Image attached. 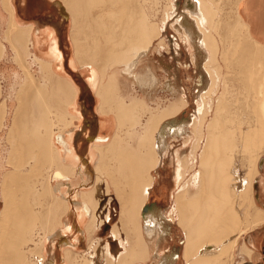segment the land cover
Masks as SVG:
<instances>
[{
	"label": "bare ground",
	"instance_id": "bare-ground-1",
	"mask_svg": "<svg viewBox=\"0 0 264 264\" xmlns=\"http://www.w3.org/2000/svg\"><path fill=\"white\" fill-rule=\"evenodd\" d=\"M139 1L140 0H70L69 6L65 4L63 7L65 9L64 13L65 11H68L70 16L73 17V19L75 20L78 19L81 22L82 27L83 26L85 28L90 27L93 30L92 32H94L96 36H98L101 33L104 34L103 37H100V36L95 37L94 50H93V54L91 55V59H93V61L91 60L92 62L88 61L87 63H81L84 69L86 68L88 69V72H89V75L91 76L92 81L94 80L93 84L94 83L96 84L94 85L97 87V90H98L97 95L100 94V96L104 98L103 102L104 101L105 102L102 103L101 112L103 113L106 112L104 111V109L106 108L103 107L105 103H108V104L110 102L113 103V101H110V97L112 98L116 93L114 92L113 86H115L116 91H118L117 85L119 84L118 82L121 76H124L126 78L128 77L131 80L133 79V81L136 83V80H134V78L136 77L134 75L136 74L135 72L132 71L133 69L137 71H147V72L149 71L148 76H150V74L151 75L153 74V70H154V67H153L154 63L152 61L154 60L153 52L154 50L156 51V53L157 51H159L156 49L153 50L154 41L159 36V34L160 35L162 34V32L164 31V28L167 25V22L171 18L175 20L169 23L170 24L169 27L172 26L175 30L173 37L175 41V50H176L177 56L180 57L184 54V50L181 45L183 43L186 50H188V54L191 60L190 62L195 67H197L196 70L198 69L204 70L205 78L209 79V82H205L203 83V85L197 86V91L195 92V95L198 94L199 96L196 99V105L194 106L195 111L193 114L192 122L186 119L184 122L182 121L175 122L171 118L176 115L177 116L180 115L182 113L181 111H183L184 108L187 106V102L189 103L188 101L189 98L185 94V88L183 84H181L178 78L181 77L182 81L184 82H191V81L190 79L187 78L188 73H186L182 69L181 70L179 69L180 75H178L176 73L177 72L176 68H174L175 71L174 72L172 71V74L174 75L172 84L173 86H175V89H177L180 93L183 94V96L181 97L182 99H180L182 100V102L181 103L178 102L182 104L183 107L182 106L177 107L178 105H175V107L173 106L174 108L171 107V108L160 110L159 114L152 113L154 116H152L151 114L147 122V127L143 130L142 137L139 139V141L141 140L139 145L141 144L142 147L141 145L140 146L138 145V148H137L139 149V147H141L143 149L142 155L139 152H135V150L133 152L135 153V155L131 154L133 149L131 148L132 151L131 150L129 151L128 148L130 146L127 148V147H124L123 145L124 147L123 148L122 145L120 146V143L118 144L119 141L117 139L113 138L114 140H109V137H108L109 135L107 136L106 134L98 133L97 135L90 136V140L95 144V147L98 151V155L100 159H102V157L107 158L109 156L111 157L115 156L113 160H115L117 163V165L115 166V169L117 168V171H116L117 174L114 175L115 172L112 170L109 171V174H110V177L113 179L112 181L113 185L116 187V193L118 194L120 201L122 202V208H121L122 212H121V217H120V223L116 227L114 226L112 235L114 236L116 240L120 241L121 245L123 244V250L119 253H117L119 250L116 253L112 252V245L108 241H106V243L102 246V252L104 251L105 254L110 255L111 257L110 264H114V262L115 264H132L128 259L140 260L143 258L145 254H147L146 252L148 248H147L146 241L147 242L152 241L154 237L156 238L166 237L168 239V235H170V232H172L173 227L175 226V222H176L183 229L184 234H185V239L183 243L184 264H223V263H226L225 261H222L223 256L226 255L227 257V255H230L231 257L232 248H234L233 246L235 245V242L238 236L235 237L234 239L232 237V240L229 239V241H227L228 240L227 238L231 236L232 233H235V231L237 233V230H238L237 234L238 235L241 234L242 231L241 233H239V231L241 230L242 225H243V219L240 218V215L238 214L239 217L236 216V213H235L236 207L233 208L232 204H230L231 200L233 199L231 198V196L234 194L237 195L238 193V196L242 198L243 200L245 198L247 200V197L249 196L253 197L252 196L253 183H254V178L258 171V167H257L258 156L255 155V153L256 154L259 153L258 150L259 148L263 146V142H264V122H263L264 121L263 119L264 118L263 116L264 115L263 113L264 112V54L263 52H261V50L252 51L251 49H249L246 46L248 43L245 44V42L248 40H246L245 42H240L239 39H236L237 36L238 38H240L239 33H237L236 35V30L240 28L241 24L244 26L243 27L244 29H247V26L245 25V23H243L238 13V7H239L240 0H238L236 3L234 2L235 3L234 7L238 15L237 18H239V21L236 19L238 21L236 23L228 22L232 20L228 18L229 16L227 18L222 17L223 16L222 14L224 13L223 10L224 9L226 10V8H223L220 5L222 0L220 2H218L217 0H191L192 6L190 8L185 7L184 13H181V14L177 13V8L175 7L176 5L173 0V3L171 2L172 4L169 5L170 7L163 21V25L161 26L160 25L157 26V24H155L151 20V18L147 16V13L143 9V6L140 5L141 2L139 3ZM91 2L93 5L97 4L95 7H92V8H97V7L102 6L100 13H98L99 14L98 16H101L102 18L100 19L102 20L101 21H87V23L84 24L83 20L90 16L88 5H90ZM228 2L230 4L232 3L231 0L230 1L228 0ZM117 7H119L118 11L116 9ZM231 7L229 11H231ZM112 9H115V10H112ZM231 12H235V11H231ZM69 14L67 15L69 16ZM64 15H66V13ZM111 16L115 17V19H117L121 23L122 27L124 28L123 45L125 44L130 45V47L126 46L127 48L124 49L123 51L121 50L123 45L121 44V42L118 41V39H116L118 36V29H117L118 25L117 24L113 25L112 22L107 23V20ZM191 19L194 22V25H195L194 30L196 29V34H192L191 30L193 29V27L190 28V26L188 25V24L191 25V23H189ZM245 37L244 38L242 37V38L245 39ZM247 37L250 38L249 35ZM220 42L222 44L221 51H222L223 61L225 62V66L232 68L230 69V71H233V74H234L233 79H229V74L226 76L228 77L229 81L232 80L233 85L234 84L237 85L236 86L238 88V89L236 88V91L238 90L237 92L238 95L236 97L237 100L240 97V101H241L242 95H244L245 97L243 99H245L244 100L245 102L242 100L244 105L243 106L241 105V106L243 108L245 107L247 110L250 109V108H247L248 106H251V108L254 107L255 111L258 112V114L260 113V116L263 117L262 119H260L261 118L260 116L259 118L256 117L257 123L259 120L261 121V122L259 121L260 124L259 123L257 124L259 125V127L256 125L258 128H254L255 124L253 126L254 129L251 127L253 122L251 123V125L248 124V122L250 123L251 118L249 119V121H247L248 118L246 119L245 116H247L248 114L245 116H243L244 115L243 113H242L243 115L240 114L238 110L239 109L238 108L239 105H238L237 110H238V113L241 115V119H242V116L243 118L245 117L244 119L245 123L247 121V125H249L251 129L253 130L242 129L241 126L244 125L245 123L243 122L244 123L243 124L241 122L242 124H239L240 121L237 120L239 115L237 116L235 120H233L234 119L233 116L236 117L237 115V114L234 115V113H236L237 111L235 110L232 113V111L229 110L230 101L224 100V97L226 98V95H227L226 91H228L227 90L228 88H226L227 85H224L225 83L224 79L226 76L224 75V72H221L219 69V67L221 68L220 66L221 63H218V61L216 60L217 59L216 55L218 54V51H220V46H219ZM52 46L54 47V45ZM100 47H107V49L100 51L99 50ZM51 49L54 52L57 51V49L55 48H51ZM203 51H205L207 55L205 58H203L201 55L203 54ZM59 53L56 52L57 55ZM99 59L103 60L104 68L105 66L107 67L114 66L113 68L119 67V70H117L114 73H110V74L105 73L103 69H101V71L98 70L97 60ZM114 61H117L118 64H115V65L112 64ZM91 65H95V67L89 68V66ZM254 65L256 66V69H257L255 72L256 74H254L251 71V67ZM50 68L48 66H45L42 69L44 71L42 74L46 75V77L47 75H51L53 71ZM22 69L24 71L23 72L24 77H30L33 75L32 72L27 70V68H22ZM252 69H255V68L252 67ZM53 70L55 72V68ZM62 71L63 69L61 70V72ZM77 71L79 75H84L82 70L78 69ZM107 71L108 69H106V72ZM107 78H108V82L104 84L103 82ZM150 78H152V76H150ZM148 82H150L148 86H150V90H152V80H148ZM90 83L92 82L90 81L89 85H91ZM113 83L115 85H113ZM43 84L44 83H42V85ZM95 86H94V89L96 88ZM148 86L144 84L142 88H148ZM228 87H231V86H228ZM36 96H34L33 98H35ZM24 97L26 96L24 95ZM250 98H252L253 101ZM146 99L149 100V98H146ZM46 100L48 102V99ZM190 100H192V97H190ZM250 100L251 102H253L252 104ZM32 101L31 102L29 101V103L32 104L33 103ZM148 102H146L145 100L141 105H143V107L146 105L148 109V106H149ZM116 103L117 105L116 104H114V106L111 105L109 109H106L107 112L109 110H113L117 112L116 114L118 116L119 115L118 113L121 110L129 109L127 107L125 108L124 105H122L123 103L121 101L119 102L116 101ZM137 103L140 104L139 100L137 101ZM235 103H238V102L236 101ZM133 104H131L130 106H133ZM48 106L50 105L48 104ZM6 108L7 107H5L4 104L1 105L0 107V122H2L5 118V115L7 112ZM21 108H19V110L17 109V111L20 112ZM243 108H241L240 111H242ZM150 110L152 109L150 108ZM257 110H260L263 112L261 113L260 111H257ZM48 111H51V110H48ZM156 111H158L157 108H156ZM244 113L246 114L245 109H244ZM19 114H22V112ZM26 114L27 113H25V115ZM125 114H126V118H127V115H130V117L134 116L135 118V115H133V113H131L133 116H131V114H128L126 111H125ZM250 114H252V117L254 118L253 113L251 112ZM17 115H18V112L16 116ZM25 117L24 119H26ZM121 117H122V114L118 116V119H120V121L122 120ZM123 117H125V115H123ZM125 119L123 118L122 122L118 121L121 123L120 124L121 127H119L118 125L120 129L122 128V125L125 126L124 125ZM230 120L232 122H236V121L239 122V123L236 122L234 124L235 125L239 124L240 127L238 128V126H236L238 129L234 128V126L232 127V123H231V126H228L227 124L228 122H230ZM102 122L103 120L100 118L101 127L104 124ZM131 125L133 126L134 124L131 123ZM16 126H15V129H17ZM193 126H194V132L196 133L198 138H197V144L193 150L194 152L191 151L193 152V154H191L192 156L190 160L191 164L189 163L190 165H192V169L194 171L193 175L191 176V181L190 182L186 181L187 171L184 167V161L181 162L180 159L178 158V160H176L178 161V163L176 164V169L174 168V178H175V183H176V191L173 196L174 204L172 207L169 208L168 211L161 212L162 215L156 214L157 213L156 203L146 202L147 198L151 196L150 194H152L153 192L152 190L156 187V183H157V188H158V178L152 175V171L156 170L157 167L162 166L166 156L169 154L170 152L169 151L170 146L168 145L169 138L175 137V136L182 137L183 135L189 136L190 135L189 132H192ZM249 126H247V128ZM43 128H44V125H43ZM236 130L239 131L240 139L243 140L242 151L244 150L246 155L249 154L246 160L247 165H246V171H245L244 176H239L240 175L238 174L239 166L237 168L236 162L233 163V160L237 158L235 159L234 157L232 158L233 156L232 154L236 152L235 149L236 148L238 149L237 145L239 141L237 140L238 138L236 136L237 134L236 132L238 131ZM10 138H9V141H10ZM61 138L63 137L61 136ZM54 140H56V144H58V142H60L59 144H62L61 145L62 147L61 146L60 147L61 149L63 148L64 157H65V153H68L70 155V152H69L70 144L67 141V139H64V141L62 142V139L60 140V136H56ZM10 143L11 145L16 144V142L15 143L10 142ZM241 143L242 141L240 142V145H239L240 147H241ZM38 146H40L41 148L37 146H34L37 148H33L32 146H30L29 148H27V146L26 147H22V146L19 147L15 145L10 146L8 149V154L6 156L7 158L5 160V164L0 163V199L3 202V208L0 212V264H15L16 262H18L16 261L15 263H13L12 259H14V256H15V255L13 256V254L14 253L19 254L21 252L20 251L21 244L23 245L24 242L26 243V241H28L27 238H24L25 229H27V225H29L28 222H30L31 224L30 219H33V216H35L34 214H37V213H34V210H32L28 206V203L32 202V201H29L30 200L29 198H27V196L29 195L33 194L35 196L38 195L41 197L49 196V199L50 197H54L55 200L58 198V201H54L53 205L51 206L48 205L47 203L48 205L47 207L50 206L51 209L54 207L58 209L64 208V216L66 220H64L65 227L63 229L65 228L70 229L69 232H71V228H73L72 227L73 224L75 225V227H77L76 223H84L87 217H90V215L92 214L91 213L92 209H94L92 220L99 221V219H97L98 216L95 211L97 207L99 206L100 199L97 200V198L95 197V188L93 190L90 189L91 191L89 192L88 190L86 191L85 189L81 191L82 195L86 194L88 196L90 202H87L85 199L79 200L78 196L76 195V191H75V194L73 195H70V194L67 195V192H66L67 190L62 191V193L59 194L58 192L60 191V188H62L63 186H66L64 188H68L67 185L68 184L71 185V183L68 181L69 183H65L62 186H61V183L63 182L61 183L58 182L59 184L57 183L54 184V182L52 183V180H54V178L58 180V178L61 177V176L60 177L56 176L55 173H51V175L48 174V177L47 175L44 177V178H47V180L46 182L41 181L42 183H41L40 189L36 188L37 186L35 182L33 185L36 187L33 188L30 185L31 178H32L30 172L33 170V165L30 167V169L27 170V165H25L24 163L28 164L30 163V161L27 162L28 158L27 159H24V158L28 156L32 158L30 160H35V159L38 160V156L40 155L44 156V154L46 153L45 157L47 158L49 156L50 158L48 157L47 159L52 161L53 159H55L54 156L56 155V153H58V150H60L57 147L51 148L52 145L49 147H44V148H42L43 145H38ZM47 146H48V143H47ZM106 146L108 147L107 152H104L103 148H105ZM39 153L40 155H38ZM137 153L141 155V158L137 156ZM238 153L239 152H237V154ZM2 154L3 153H1L0 151V162L3 157ZM242 155L244 154H241V156ZM136 157L139 158L140 160L143 159L145 163L146 167L143 168V173H140L141 171L139 172V169L135 166V165H138L137 162H139ZM47 159H43V160L44 162L46 160V163L47 162L49 163V160ZM76 160H78V158H76ZM147 161H149L148 165H146ZM52 162L55 166L56 165L55 160ZM52 162L49 164H51L52 167H54ZM21 163H23V165ZM81 168L83 169V165L81 166ZM100 168L98 169V171L100 170ZM65 171H66L65 173L68 172L67 174L69 175V173L70 174L73 173L74 170L71 166H69V167H65ZM128 171H131V173L132 171H135V173L139 172L140 175L144 177L141 178V176H139L142 181L141 182L142 186L140 185L141 186L140 188L139 186H137L139 189H136L137 188L136 184L135 185L131 184L130 186V184L127 183V185H129L128 187H130V188L127 187V189H130V190L128 192V197L123 199L122 193L123 194H126V193L124 192V189H123L124 185H122L123 183L119 179L121 178V176L118 178L117 175L124 174V173L126 174V172ZM60 173L61 172L59 170V174ZM135 173H133L134 176H135ZM67 174H64V177ZM61 175L63 177L62 173ZM97 176H98L97 179L99 183L100 174L98 173ZM127 176L129 177V174H127L126 177L124 178L127 179ZM132 177L130 179L134 180V178ZM159 179H160V176H159ZM118 180H119V183H122L121 187L117 186ZM131 180L128 182L132 183ZM134 182L135 181H133V183ZM239 182L241 183L242 187H240ZM136 183L138 185L137 181ZM82 186L84 187L85 185L82 184ZM107 190L110 191L109 188ZM137 190L139 192H137ZM99 194L101 196V193ZM159 194L161 195L163 193L160 191L158 195ZM235 195L233 197H235ZM250 198H248V200ZM138 199H140V205L136 204ZM36 201H37V198H36ZM232 201H233V204H235L234 202L235 200H232ZM55 202H57L58 204H56ZM144 203L146 204L144 205L143 210H141ZM136 206H138V208H136ZM168 213L174 215L172 220L168 219V216H167ZM259 213L262 214V212H259ZM255 214L257 215L256 218L253 216L254 217V219H252L253 221H251V224L250 222H248L250 225L248 224V228L247 226L246 228L243 227L244 230L252 228L253 226L259 224L261 220H263L262 215L264 216V214L262 215L258 213H255ZM111 218H112L111 213L109 212L106 215V219L104 221L106 222L107 220L111 222L110 221ZM165 218L169 223L171 222L172 224L170 225L167 224V222L165 221ZM96 222H94L95 225H96ZM96 227H98V225ZM121 228H122V231L120 230ZM127 229L131 231L130 235H128L129 231H127ZM66 232L67 231H64L62 233L63 235H61L60 238H58V240H56L55 242H51V243L45 242V243L40 244L43 250H45L46 255L50 253V250H52L53 254L55 255V260L49 261L48 264H69L68 263L69 262L68 258L70 256L69 252L74 247H77V244L75 243L77 239L75 238V240H72L71 236L67 235L68 233L66 234L67 236L64 234ZM80 234H82V232H80ZM109 238H111V236ZM129 239H132L134 243H131L130 246H127ZM58 252L64 253L66 255V258L68 259V262L63 256H61V259L57 257V255L59 254ZM19 257L23 259V254H22V257L21 255H19ZM20 258H17V259H20ZM90 260H89V263H90ZM175 262H176V256L172 254L171 256L163 255L162 260H161V264H174Z\"/></svg>",
	"mask_w": 264,
	"mask_h": 264
},
{
	"label": "crops",
	"instance_id": "crops-1",
	"mask_svg": "<svg viewBox=\"0 0 264 264\" xmlns=\"http://www.w3.org/2000/svg\"><path fill=\"white\" fill-rule=\"evenodd\" d=\"M69 3L70 1L65 2L64 0H0V49H1L0 50L1 51L0 52V107L3 104L5 107H7L5 118L2 122H0V131L2 130V125H3V128L6 131L4 138H5V141L9 143V147L15 145L19 147L27 146V148H29L30 146H32L33 148H37V147H40L38 145H43L42 148H44V147H49L52 145L51 148H54V147L59 148L60 150H58V153H56V155L54 156L55 159H53L52 161L55 160L56 162V163L54 162L56 165L54 166L53 173H55L56 176L58 177L61 176V177L58 178V180L54 178L52 182H54V184L56 183L59 184L58 182L60 183L63 182L61 183V186L64 185L65 183L70 182L71 185L68 184L67 185L68 188H64L66 186H63L62 188H60V191L58 193L61 194L62 191L67 190L66 191L67 195L69 194L73 195L75 194V191H76V195L78 196V199L81 200V196H83L81 193L82 188H84L86 191L88 190V192L94 189V185L90 184L91 182L90 179L92 177L91 168L94 166V168L96 169V173H98V169L101 166L100 162H102V159H100L98 155V151L95 147V144L90 140V136L97 135L98 133H103V134H106L107 136L109 135L108 136L109 140H114V139L118 140L119 133H120L119 127H121L120 122H122L123 118L124 119L126 118L125 111L128 114L133 113V115H135V118L131 114V116L133 117L130 118L131 119L130 123L134 124L135 126L131 125L132 127L130 126L131 128L129 131H130L131 138L134 136L135 144L128 143L129 145L127 146V148L130 146L128 148L129 151L130 150L132 151L133 149L131 153L133 155H135V153H133L134 150L135 152H139L142 155L143 149L141 148L142 147L141 144H140L141 147L137 149L141 141V140L139 141V139L142 137L143 130L148 122V119L150 118V115L152 113L159 114L160 109H158L157 107H154L153 105L150 107V105L148 104L149 105L148 109L150 112L146 114L148 118L144 126V119H143L144 112L140 108H137V107L140 106L145 100L147 102L148 99L146 98L154 99V95L159 93V90L157 89L158 87V83H157L158 81H157L153 83L154 88L152 89L151 95L149 96L145 95L144 89L142 88L143 86L142 76H136L134 78V80H136V83L133 81V79L132 80L127 79L131 81V84L133 85L135 91H137L138 88L141 90V92L137 91L138 92L137 95L134 93L125 92V90L121 91L122 87H120L121 82L119 81L120 91L117 92L112 98L110 97V101H113V103L111 102L109 104L105 103L103 107L106 109H109L111 105L113 106L114 104L117 105L116 101L118 102L121 101L123 103L121 104L124 105L125 108L127 107L129 109L127 110L123 107L125 110H121L118 113L119 114L118 116L122 114L121 121L120 119H118V116L116 114L117 112L113 110H109L107 112V110L104 109V111L106 112L104 113L101 112L102 103H104L103 102L104 98L101 97L100 94L97 95L98 90H97V87L95 86L96 84L95 83H94L95 85L93 84L94 80L92 81L91 76L89 74L87 75L86 73V75H79L77 71L80 67H82V64L80 62L79 55L77 53V47H76L77 45L74 41V33H75L74 20H73V17L70 16L68 11H65L66 15H64L65 9L63 8L65 4H68L67 6H69ZM240 6H241L242 14L240 13ZM238 13L243 23H245V25L247 26V31L251 38V41L254 42V44H249V49H251L252 51L261 50V52H263L264 54V0H240L239 7H238ZM67 14H69V16ZM52 45H54V47ZM51 48L57 49L56 52L58 53L60 52L59 53L60 56L59 54L57 55L56 52H54ZM45 66H48L49 68L51 67L50 69H52L53 72H54L53 69L55 68V72L54 73L52 72L51 75L46 77V75L42 74L44 72L42 69ZM90 67H95V65H91L89 66V68ZM182 67L184 71L191 70V68L187 69L186 66L182 65ZM22 68H27V70L32 72L33 75L30 77H24L23 75L24 71ZM34 68H37V69L35 70ZM16 69H19L20 72H17ZM62 69L63 71L61 72ZM178 71L176 73L180 75V71L179 73ZM80 76H84V77L86 76L85 80L82 81L85 83L84 86H83V83L81 82ZM53 77H56L57 79L53 80ZM90 81L92 82L90 83L91 85H89ZM51 82H53V85H51ZM104 82L106 83L107 79H105ZM42 83L44 84L42 85ZM181 84H183L185 88V94L189 98L188 100L189 103L187 102V106L184 108V110H187V107H189L192 104V101L190 100L192 92L191 93L189 92L191 90L192 83L182 81ZM93 85L96 87L95 89ZM37 91L39 94L37 93ZM24 95L26 97H24ZM34 96L36 97L33 98ZM93 96L94 98H96V100L99 101L96 107L89 106L88 104H85L86 102L82 101L83 97H85L86 99H93ZM179 96L172 94L171 100H169V103L163 109H166V107H169V106L175 107V105H178L177 107L182 106V104H180L182 102V100L180 99L182 98L181 96L180 97ZM46 99H48V102L50 100L58 99L61 105L59 103H58L59 105L57 106L52 105L50 102L48 103ZM196 99L197 98L195 97L193 103H195ZM138 100L140 104L137 103ZM29 101L30 102L32 101L33 103L31 104L29 103ZM48 104L50 106H48ZM131 104L135 106L134 107L130 106ZM158 105L159 104H157L156 106ZM19 108H21L20 112L17 111V109L19 110ZM150 108L152 110H150ZM156 108L158 109L159 112L156 111ZM241 108L243 107H240L238 110L240 114L242 113L244 114V115L242 114L243 116L247 114H248L247 116H252V114H250L251 112L253 113V116H258V117L260 116V113L258 114V112L255 111L254 107L251 108L249 106L247 107V108H250L248 110L244 107L242 110L243 112L240 111ZM244 109H245L246 114L244 113ZM15 110L18 112L19 116L18 115L16 116L17 112ZM48 110H51V111H48ZM260 110H257V111H260ZM194 111H195V107H194ZM21 112L22 114H19ZM24 112L27 114L25 115ZM260 112L262 113L263 111H260ZM239 113L236 112L234 114L240 115ZM153 114L152 116H154ZM56 115L63 116L62 118H63L64 123H63V127H61L60 130H57L56 126H53V124L57 125L55 123V119L53 118V117H56ZM123 115H125V117H123ZM128 116L129 115H127V117ZM24 117L26 119H24ZM100 118L103 120L102 123H104L102 127L100 123ZM126 119L124 121L126 125H129V123L126 122ZM92 120H94V123L92 122ZM76 122H79V123H76ZM43 125H44V128H43ZM15 126L17 127V129H15ZM24 129L26 130V132ZM243 129L246 130V128H243ZM56 136H60V140L62 139V142L64 141V139H67V141L70 144L69 145L70 155L68 153H65V157L63 156L64 151H63V148L61 149L62 144H59L60 142L56 144V140H54ZM61 136L63 138H61ZM9 138H10V141H9ZM10 142H13V143L16 142V144L11 145ZM47 143H48V146H47ZM34 146H37V147H34ZM262 148H264V142H263ZM139 153H137V156L141 158V155ZM58 154L61 156H59ZM38 155H40V153ZM45 156H46V153L44 154V156L43 155L38 156L42 158V159L39 158L38 159L39 161L37 159L35 160L27 159V162L30 161V163H35V162L43 163L44 162L43 159H47L49 157L48 156L46 158ZM76 158H78V160H76ZM137 159L139 162H137L138 165H135V166L139 169V172L141 171L140 173H143V168L146 167L145 163L143 159L141 160L139 158ZM260 159L261 161L258 164V171L254 178L253 190H252V196L254 198L253 200L255 204V209L252 214V219H254V217L256 218L257 215L255 213L260 214L259 212H262V214H264V152L262 153ZM52 161L49 160V163H51ZM148 162L149 161H147L146 165H148ZM96 163L98 164V166ZM81 164L83 165V169L81 168L82 166ZM69 166H71L74 171L73 173L71 174L69 173L68 175L67 174L68 172L65 173L66 172L65 167H69ZM59 170L63 174V177L61 173L59 174ZM112 171L116 173L117 168L115 169V166H114ZM139 172L135 173V171H132L131 173V171H128L126 172V174L124 173L118 176V178L120 176L121 178L123 177L122 179L121 178L119 179L123 183L121 184L124 185L123 189H124V192L127 193L125 194L126 196H128V192L130 190V189H127V187L129 186L127 185V183H129L130 186L131 184L132 185L136 184V187L139 186V188L142 186L141 178H143L144 176L140 175ZM133 173H135V176L133 175ZM64 174H67V175L64 177ZM127 174H129V177L127 176V179H126L124 177H126ZM131 174L133 177L131 176ZM77 176L81 179V181L76 183ZM139 176H141V178ZM131 177L134 178V180L133 179L131 180L130 179ZM128 179H130L132 183L128 182L130 181ZM133 181L135 182L133 183ZM136 181L138 182V185ZM82 184H84L85 186L83 187ZM139 188L137 187L136 189H139ZM137 192L139 191L137 190ZM56 201H58V198L56 199ZM56 204L58 203L56 202ZM136 204L140 205V199H138ZM145 204L146 203L143 204L141 210H143V207ZM54 208L52 209L50 208V210L46 209L45 212L40 210L39 216L42 215L43 217H45V220H47L46 222H48V224L50 225V230L49 232L45 231L44 234L41 231H38L36 235H31L32 238L31 237L29 238H31L35 243L42 244L45 242L47 243L55 242L56 240H58V238H60L61 235H63L62 233L64 231H67L66 233H64L65 235L68 233L67 235L71 237L77 231L78 233L74 236L73 240H75V237L76 238L78 237V239H80L79 241V246H80L82 245L81 240L82 238L85 237V232L87 230L89 231L90 225L91 226L93 225L94 231H97L98 229L102 228L103 223L105 222L104 221L105 219L102 220L101 218H98L99 221L95 219L97 222L92 220L93 213H94V209H92V212H91L92 214L90 215V217H87L84 223H76L77 225L76 228H75V225L73 224L72 226L73 228H71V232H69L70 229H67V228L63 229L65 227V221H64L66 220L65 216L64 218H62V220H60V217H61L60 210L63 208L61 209H58V208L54 209ZM136 208H138V206H136ZM156 208H158V206H156ZM262 218L263 220H261L259 224L253 226L252 228L248 229L246 233H243L241 236L237 237L235 245L233 246L234 248H232L233 264H264V216L263 215H262ZM94 222H96V225ZM112 222L113 221L110 222L111 238H108L106 241H108L111 245L114 244V242L115 243L117 242L116 245L120 246V241L116 240L114 236L112 235L114 226L116 227L117 225H119V223L117 222L112 223ZM97 225L98 227H96ZM80 232H82V234H80ZM29 243L31 242L29 241ZM64 257L67 260L66 256ZM91 257L92 258L90 259L92 260V262L89 259L90 260L89 264H101L102 261H104V264H105V261H106V264H109V262H111L110 260L111 257L110 255H107V254H105L104 257L99 256L97 254L91 255Z\"/></svg>",
	"mask_w": 264,
	"mask_h": 264
},
{
	"label": "rangeland",
	"instance_id": "rangeland-1",
	"mask_svg": "<svg viewBox=\"0 0 264 264\" xmlns=\"http://www.w3.org/2000/svg\"><path fill=\"white\" fill-rule=\"evenodd\" d=\"M64 1L66 2V1H70V0H64ZM217 1L220 2L221 0H217ZM223 1H224V3H223ZM231 1H232L231 4L228 2V0H226V1L222 0L221 1L220 5L223 8H226V10L225 9L223 10L224 13L222 14L223 15L222 17L227 18L229 16L228 18L230 20L231 19L232 20L228 21V22L236 23V22L239 21V18H237L238 15L236 13L234 5H235V3L238 0H231ZM140 2H141L140 5L143 6V9L147 13V16H149L151 18V20L155 24H157V26L158 25L161 26V25H163V21L165 19L167 11H168V9L170 7L169 5H171L173 3V0H140L139 3ZM174 2H175V5H176L175 7L177 8V13H179V14L184 13L185 7L186 8H190L192 6L191 0H176V1L174 0ZM96 5L95 4L93 5L92 2L90 3V5H88L89 6V14H90V16L83 20L84 24H86L87 21H101L102 20V19H100L102 17L98 16L99 15L98 13H100V10L102 9V6L101 7H97V8H92V7H95ZM230 7H231V11H235V12L229 11ZM116 9L118 11L119 7H117ZM112 10H115V9H112ZM230 12H231V14H230ZM233 13H235V14H233ZM240 13L242 14L241 6H240ZM73 20H74V28H75L74 41H75V43L77 45L76 46L77 47V53L79 55L80 62L81 63H87L88 61L92 62L93 59H91V55L93 54V50H94L95 37H99V36L103 37L104 34L101 33L98 36H96V34L94 32H92L93 30L90 27H87V28H85L84 26L82 27L81 26V22L78 19H76V20L73 19ZM116 20L117 19H115V17L111 16L107 20V23H109V22L111 23L112 22L113 25L114 24L118 25V28H117L118 29V36H117L116 39H118V41L121 42V44L123 45V43H124V28L122 27L121 23L118 20L117 21ZM173 21H175V20H173V18L169 19V21L167 22V25L164 28V31L162 32V34L161 35L159 34V36L154 41L153 50L154 49L159 50V51H157V53L158 52L159 53L157 55L155 50H154L155 53L153 52L154 60H152V61H153V63L155 65L153 64V67H154L153 74L152 75L150 74V76H152V78H150V76H148L149 71L148 72L147 71H138L137 72V70H135V69H133L132 71L135 72V74H136L134 76H142V78H143V86H144V84H146V86H148V84H150V82H148V80H152V89H153L154 88L153 83L158 81L157 82L158 83L157 89L159 90V93L154 95V99H149V102H148V100H147V102L150 105V107L153 105L154 107H157L158 109L161 110L169 103V100H171V98H172V94L173 95H178L179 94L181 97L183 96V94L180 93L177 89H175V86H173V84H172V81H173V78H174V75L172 74V71L173 72L175 71L174 68H176L177 71L179 69L183 70L182 65L186 66L187 69L191 68L190 71H185V72L188 73L187 74V78L190 79V81H191L189 83H192L191 90L189 92L190 93L192 92V95H191L192 100L191 101H192V104H194V105L191 104L187 108V110L182 111V113L180 115H178V116L176 115V116L172 117L171 119H173L175 122H179V121L184 122L185 119L189 120L190 122H192L193 113H194V106L196 105V101H195V103H193V101H194L195 97L198 98V96H199L198 94L195 95V92L197 91V86H201V85H203V83L209 82V79L205 78V72H204V70L202 68H200L202 70L198 69L199 70L198 71V70H196L197 67H195L190 62L191 60H190V57H189V54H188V50H186V48L183 45V43L181 45L183 47L184 54L182 56H180V57L177 56L176 50H175V41H174V37H173V34L175 33V30H174V28L172 26L169 27L170 26L169 23H171ZM189 23H191V25L188 24L190 26V28L193 27V29L191 30L192 34H196V29L194 30L195 25H194L193 20L191 19L189 21ZM243 27L244 26L241 24L240 28H238L236 30V35H237V33H239V35H240L239 36L240 38H238V36H237L236 39H239L240 42H245L246 40H248V41L245 42V44L248 43L246 46L249 48V44H254V42L251 41V38L247 37L249 34L247 32V29H244ZM119 29H121V30H119ZM240 29L243 30V31H241ZM242 37L243 38L245 37V39H243ZM219 44H220L219 45L220 46V51H218V54L216 55V58H217L216 60L218 61V63H221V65H220L221 68L219 67V69H220L221 72H224L225 76L229 74V79H233V75H234L233 71H230V69H232V68H229V67L225 66V62L223 61L222 51H221L222 44H221V42ZM126 46L130 47V45L125 44V45H123L121 50L123 51L124 49H126L127 48ZM106 49H107V47H100L99 48L100 51L106 50ZM87 52H88V54H87ZM201 55H202L203 58H205L207 56L205 51H203V54H201ZM24 58H25V56H24ZM179 60H180V62H179ZM177 61H178V63H177ZM112 64L115 65V64H118V62L114 61ZM122 64H124V63H122ZM97 65H98V67H97L98 70L101 71V69H103V71L105 73H108V74L114 73L117 70H119V67L113 68L114 66L111 67V66H109V64H108L109 67L105 66V68H104L103 67V65H104L103 64V60H101V59L97 60ZM175 65L178 66V67H176ZM252 67H254L255 69H252ZM252 67H251V71L254 74H256L255 73L256 70H257L256 66L254 65ZM34 69L36 70L37 68H34ZM79 69L83 71L84 75H86V73H87V75L89 74L87 68L84 69L83 66H82ZM106 69H108L107 72H106ZM16 71L20 72L19 69H16ZM197 71H198V73H197ZM229 71H230V73H229ZM225 73H227V74H225ZM231 74H232V76H231ZM47 76H49V75H47ZM80 77H81V82L84 81L85 78H86V76L85 77L84 76H80ZM56 79H57L56 77H53V80H56ZM127 79H129V78L121 76V78L119 80L121 82L120 83V87H122L121 91L125 90V92L134 93L136 95H137L138 92H141V90L139 88H138V90L136 89L138 92L135 91L133 85L131 84V81L127 80ZM179 80H180V82H182L181 77H180ZM227 80H228V77L226 76L225 79H224V82H225L224 85H227L226 88H228L227 89L228 91H226L227 95L225 94L226 98L224 97V100L225 101H230L229 102V104H230L229 110L232 111V113L235 110L238 112L237 107L239 105L238 108H240V107H242L244 105L242 100L243 101L245 100V99H243L245 96L242 95L241 101H240V97L237 100V98H236L237 95H238L237 94L238 90L236 91V88H237L236 86L237 85H235V84L233 85L232 80L231 81L228 80V82H227ZM107 82H108V78H107ZM82 83H83V86H84L85 83L84 82H82ZM103 83L105 84V82H103ZM51 85H53V82H51ZM113 85H115V84L113 83ZM123 85H124L125 88L123 87ZM117 86H118L117 87V90H118L119 89V84ZM228 86H231V87H228ZM113 87H114V92L117 93V92L120 91V89L118 91H116V87L115 86H113ZM143 89H144L145 95H148V96L151 95L152 90H150V86H148V88H143ZM221 91H222V89H221ZM227 92H229V93H227ZM230 95H231V97H230ZM227 97L230 98L231 100L228 99ZM235 99H236V101L238 103H235L236 102ZM250 99L252 100V98H250ZM251 100H250V102H251ZM82 101L86 102L85 104H88L89 106H92V107H96L98 105V103H99V101L96 100V98H94V96H93V99H86L85 97H83ZM49 102L52 105H55V106H57L59 104L61 105V103L59 102L58 99L50 100ZM252 103L253 102H251V104ZM157 104H159V105L156 106ZM141 107H142V109L145 107L146 110H145V108L142 110ZM144 107L142 105L138 106V108H140L144 112L143 119H144V125H145L146 120L148 118V116L146 114L149 113L150 111H149V109H147L146 105ZM166 108H171V106L166 107ZM229 110H227V111H229ZM32 112H34V111H32ZM112 115H114V114H112ZM237 116L238 115H236V117L233 116L234 119L233 118L232 119L235 120L237 118ZM62 117L63 116H60V115H58V116L56 115V117H53L55 119V123L57 124V125L53 124V126H56L57 130H60V128L63 127L64 121H63ZM129 117H130V115L127 117V120H129L131 118V117L130 118ZM245 117H246V119L248 118L247 121H249V119L251 118L250 119L251 121H250V123L248 122V124L251 125V123L253 122L252 125H251L252 128H253L254 124H255L254 128H257V126H258L257 124L259 123V121L257 123V118L256 117H258V116H254V118L252 116L251 117L250 116L249 117L245 116ZM245 117L243 118V116H242V119H241V115H239L237 120L240 121V123L237 122V121L236 122L239 123V124H242L243 122L245 123V121H244ZM260 119H262V117ZM127 120H126V122H128L129 125H126V123L124 124L125 126L122 125L123 129L122 128H121L122 130L120 129V133H119V137H118L120 146L122 145V147H123V145H124V147L125 146L127 147L128 146L127 144L129 143L128 142L129 140H130L131 144L132 143L135 144L134 136L131 138L130 131H129L130 128H131L130 127L131 123L129 121L131 119L129 121H127ZM247 121H246L245 124L243 123L244 125L241 126L242 129L243 128L251 129V127L249 125H247ZM255 121H256V123H255ZM92 122L94 123V120H92ZM236 122H232L230 120V122H228L227 125L231 126V123H232V127L234 126V128H237L236 126H238V128H239L240 127L239 124L238 125L234 124ZM76 123H79V122H76ZM247 126H249L250 128L249 127L247 128ZM146 127H147V124H146L145 128ZM56 128H55V130H56ZM253 129H251V130H253ZM236 131H238V130H236ZM5 132H6L5 129L2 127V130L0 131V147L2 148V149L0 148V151H1V153H3L2 154L3 157H2V160L0 162L1 164H5V160L7 158L6 156L8 154V149H9V143L6 142L5 138H4L5 137ZM236 133L235 134H236V136L238 138L237 140L239 141V142L237 141L238 142V145H237L238 149L237 148L235 149L236 152L233 151L235 153L232 154L233 155L232 158L234 157V159L235 158L238 159V160L237 159L233 160V163L236 162L237 168L239 166V169H238V174H240L239 176H244L245 171H246V165H247L246 160H247V158H248L247 156L249 154L246 155L245 151L244 150H243L244 152L242 151L243 140L240 139L239 131L236 132ZM189 134H190L189 136L183 135L182 137H179V136L176 137L175 136V137L169 138V140H168V145L170 146L169 147V151H170L169 154L166 156L162 166H159V167H157L156 170L152 171V175L158 178V188H157V183H156V187L152 190L153 192H152V194H150L151 196H149L147 198L146 202L147 203H156V205L158 206V208L156 209L157 213L155 212L156 214L162 215L161 212L168 211L169 208L172 207L173 204H174L173 196H174L175 191H176V183H175V178H174V168L176 169V164L178 163V161H176V160H178V158L180 159L181 162L184 161V167H185V169L187 171L186 172V175H187L186 176V178H187L186 181L187 182L191 181V176L193 175L194 171L192 169V165H190L191 164L190 160L192 158L191 154H193V152H194L193 150H194V148H195V146L197 144V138H198L196 133L194 132V126L192 128V132H189ZM240 134H241V132H240ZM239 139L242 141L241 147L239 146L240 142H241ZM107 148H108L107 146L105 148H103V151L107 152ZM239 148H240V150H239ZM259 150H258V152L260 154L258 152H257L258 154L255 153V155L258 156V158H257V163L258 164L261 161L260 157H261L262 153L264 152L263 151L264 148L261 147V148H259ZM191 151H193V152H191ZM237 152H239V153L237 154ZM241 154H244V155L241 156ZM27 158L28 159H32L31 157H26L24 159H27ZM39 158L40 157H38V159ZM114 158H115V156H113V157L109 156L107 158L102 157V162H100L101 163V166H100L101 168L98 171V173L100 174V178H99L100 182L99 183H98V179L96 178V177H98L97 176L98 173H96V169L94 168V166L91 168V174H92L91 176L92 177L90 179V181H91L90 184L94 185L95 197L97 198V200L100 199L99 202L101 203V204L99 203V206L97 207V209L95 211L97 213L98 218L101 217L102 220H104V219H106V215L110 212L111 213V217H112L110 221L120 223V217H121V212H122L121 211L122 202L120 201V198H119L118 194L116 193V187L113 185V182H112L113 179L110 177V174H109V171L112 170L114 168V166H116V164H117L116 161L113 160ZM242 158H243V160H242ZM21 164L23 165V163H21ZM24 164L27 165V170L30 169V167L33 165V170L30 172L31 176H32L30 185L33 188L37 186L36 187L37 189H40L42 182H46L47 178H44V177L46 175L48 177V174L51 175V173H53V170H54V167H52V165L49 164L48 162L47 163L46 162L45 163L36 162V163H28V164L24 163ZM185 164H186V166H185ZM258 164H257V167H258ZM243 165H245V166H243ZM50 167L53 168V169H51ZM39 170L41 171V173H40ZM49 171H51V172H49ZM115 174H117V172L114 173V175ZM119 175H121V174H119ZM119 175H117V177ZM159 176H160L161 180L159 179ZM157 178H156V180H157ZM50 180H51V178H50ZM80 181H81V179L77 176L76 177V183L80 182ZM34 182H35L36 186L33 185ZM97 185H98V187H97ZM239 185H240V187H242L240 182H239ZM117 186L121 187V183H119V180H118ZM108 188H109L110 191L107 190ZM83 189L84 188H82L81 191ZM159 190L163 194H161V195L159 194L158 195V193L160 192ZM99 193H101V196H100ZM121 193H122V191H121ZM234 195H232L231 198H233L232 200H235L234 202H235L236 206H235V204H233L232 200H231L230 204H232L233 208L236 207L235 208L236 216L239 217V215H240V218L243 219V225L244 226L242 225L241 230L239 229L240 230L239 233H241V231H242L241 234H239V235L237 234L238 230H237V233L235 231V233L237 235L235 233H232V235H231V233H230L231 236H229V235H228L229 237L227 236L228 237L227 241H229V239L232 240V237L234 239L235 237L241 236L243 233H246V231L248 229L244 230V228H246V226L248 228V224H249L248 222H250V224H251V221H253L252 220V214H253L254 209H255V204H254L253 197L249 196V197H247V200H246V198L243 200L242 198H240L238 196V193H237V195H235L236 198L233 197ZM29 196H27V198H29L30 199L29 201H32V202L28 203V206L32 210H34V213H37V214L38 213L40 214V210L45 212V209H49L50 206L53 205L54 201H56L54 197H50V199H49V196H45V197L42 196L43 198L41 196H38V195L35 196L33 194L29 195ZM123 197L125 199L128 196H126L125 194L122 193V198ZM36 198H37V201H36ZM248 198H250L252 200H250V199L248 200ZM81 199L82 200L85 199L87 202H90V200H89V198H88V196L86 194H83V197L81 196ZM239 199L240 200L242 199V200L240 201ZM119 202L121 203V205H120ZM47 203H48V205H50L49 207H47L48 206ZM2 208H3V202L0 199V212H1ZM237 210H238V212H237ZM60 212H61L60 220H62V218H64V208L61 209ZM37 214H34L35 216H33V219H30L31 224H30V222H28L29 225L27 226V229H26L27 231H25V235H24L25 236L24 238H27L28 241H26V243L24 242L23 245L21 244V246H20L21 250L20 251L22 253L20 252L19 254H15V253L13 254V256L15 255L14 259H12L13 263L18 261L15 264H48L49 261L55 260V255L53 254L52 250H50V253L46 255L45 250H43V248L41 247L40 243H35L31 238H29V237H31V235H36V233L38 231H41L44 234L45 231L49 232V230H50V225L48 224V222H46L47 220H45V217H43L42 215L39 216V214L38 215ZM167 216H168V219H171V220L174 217V215L170 214V213H168ZM60 220H59V222H60ZM165 221L169 225L172 224L171 222L169 223L166 220V218H165ZM251 227H252V225H251ZM122 228L120 229L121 231H122ZM110 230H111V224L107 220H106V222L103 223L102 228L98 229L97 231H94L93 225L92 226L90 225L89 231L87 230L85 232V237L82 238V240H81L82 241V245L79 246V241L80 240L78 239V237L77 238L75 237L77 239V241L75 242L77 244V247H74L73 249H71V251L69 252L70 256L68 258L69 262H68V259L66 261L69 264H89V259L92 258L91 255H95V254L98 253L99 256L104 257L105 253H104V251L102 252V246L105 244V242L109 238V236H111ZM127 231H129L128 235H130L131 231L128 230V229H127ZM77 233L78 232L76 231V233H74V235H72V237H71L72 240L74 239V236ZM184 239H185V234H184L183 229L175 222V226L173 227L172 232H170V235H168V239L166 237H163V238L154 237L152 239V241H148V242L146 241L147 248H148V249L146 248L147 249V252H146L147 254H145L143 256V258L140 259V260H132V259H128V260L132 264H133V262H134V264H161V260H162L163 255H170L171 256V254H172V255L176 256V262L174 264H184V259H183V243H184ZM29 241L31 243H29ZM131 243H134V242H133L132 239H129L128 243H127V246H130ZM122 250H123V244L122 245L120 244V246L116 245L115 242H114V244H112V252L116 253L117 251L121 252ZM58 253L59 254L57 255V257H59L60 259H61V256H63V257L66 256L64 253H61V252H58ZM22 254H23V259L19 257V255H21V257H22ZM227 257H226V255L223 256L222 261L226 262V263H223V264H233V256H232V254H231V257H230V255H227ZM17 258H20V259H17ZM229 258H231V259H229ZM102 263L104 264V261H102ZM105 263H106V261H105ZM110 263L111 262H109V264ZM114 264H115V262H114Z\"/></svg>",
	"mask_w": 264,
	"mask_h": 264
}]
</instances>
